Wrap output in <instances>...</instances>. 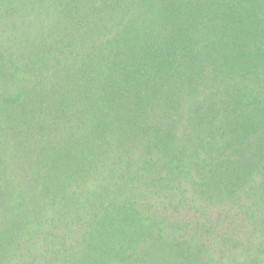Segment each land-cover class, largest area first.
<instances>
[{
  "label": "trees",
  "instance_id": "16d2710c",
  "mask_svg": "<svg viewBox=\"0 0 264 264\" xmlns=\"http://www.w3.org/2000/svg\"><path fill=\"white\" fill-rule=\"evenodd\" d=\"M0 264H264V0H0Z\"/></svg>",
  "mask_w": 264,
  "mask_h": 264
}]
</instances>
